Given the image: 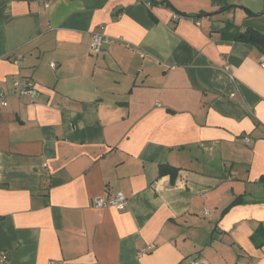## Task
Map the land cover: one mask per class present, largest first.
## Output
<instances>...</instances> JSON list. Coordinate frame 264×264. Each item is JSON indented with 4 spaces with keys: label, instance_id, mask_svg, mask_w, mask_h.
I'll use <instances>...</instances> for the list:
<instances>
[{
    "label": "crops",
    "instance_id": "0c3cea01",
    "mask_svg": "<svg viewBox=\"0 0 264 264\" xmlns=\"http://www.w3.org/2000/svg\"><path fill=\"white\" fill-rule=\"evenodd\" d=\"M167 1L0 0V264H264V0Z\"/></svg>",
    "mask_w": 264,
    "mask_h": 264
},
{
    "label": "built area",
    "instance_id": "2783aa9c",
    "mask_svg": "<svg viewBox=\"0 0 264 264\" xmlns=\"http://www.w3.org/2000/svg\"><path fill=\"white\" fill-rule=\"evenodd\" d=\"M106 36L103 33L100 32H94L91 41L89 44V50L92 54H98L101 51V44L104 40H106ZM20 58V55L16 57L14 62H17V60ZM51 67H54V64H50ZM259 65L260 68H264V52L260 54L259 57ZM10 94L15 95L16 97L21 99H26L29 102H33L39 91L37 90L36 85L29 79L21 80V79H15L11 83V88L8 90ZM6 92L0 91V105L6 106ZM247 141V139H245ZM127 198L121 191H116L112 194H109L106 198L104 197H96L92 199V204L95 207H113L116 209H124L127 204ZM152 248V245L147 246L145 249L150 250ZM0 259L5 260L6 254L1 253ZM195 264V263H190Z\"/></svg>",
    "mask_w": 264,
    "mask_h": 264
},
{
    "label": "trees",
    "instance_id": "16d2710c",
    "mask_svg": "<svg viewBox=\"0 0 264 264\" xmlns=\"http://www.w3.org/2000/svg\"><path fill=\"white\" fill-rule=\"evenodd\" d=\"M165 1V0H163ZM232 25L231 24H228L227 25V29L225 30V33L223 34L224 38H228L230 39L231 37H234V38H240L245 40L246 42L249 41L251 42L249 39H248V29H246V31L240 35V33H238L237 31H233L232 30ZM253 31V30H252ZM257 33V32H256ZM260 36L264 37L262 34L258 33ZM252 43V42H251ZM254 45H256L260 50L261 52H264V49L259 46L258 44H255L253 43ZM178 169L169 165V164H161L158 168V175H164V174H168L170 175V177L173 179L174 176H175V173H177ZM262 234H263V229L262 228H258L251 236H250V239L254 242V243H257V239H261L262 237ZM263 242H258L256 244V246H261Z\"/></svg>",
    "mask_w": 264,
    "mask_h": 264
},
{
    "label": "water",
    "instance_id": "95a60500",
    "mask_svg": "<svg viewBox=\"0 0 264 264\" xmlns=\"http://www.w3.org/2000/svg\"><path fill=\"white\" fill-rule=\"evenodd\" d=\"M166 3H168L167 0H165ZM169 4V3H168ZM248 39L255 44H258L264 49V37L260 36L258 33L249 30L248 32Z\"/></svg>",
    "mask_w": 264,
    "mask_h": 264
}]
</instances>
